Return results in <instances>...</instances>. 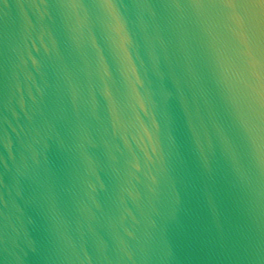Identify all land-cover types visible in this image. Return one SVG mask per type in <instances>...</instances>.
<instances>
[{"label":"water","instance_id":"95a60500","mask_svg":"<svg viewBox=\"0 0 264 264\" xmlns=\"http://www.w3.org/2000/svg\"><path fill=\"white\" fill-rule=\"evenodd\" d=\"M0 264H264V0H0Z\"/></svg>","mask_w":264,"mask_h":264}]
</instances>
